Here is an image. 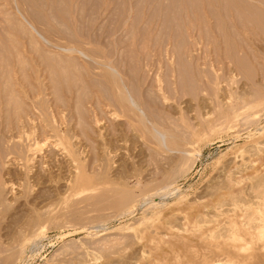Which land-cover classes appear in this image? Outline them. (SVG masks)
I'll use <instances>...</instances> for the list:
<instances>
[{
    "label": "rangeland",
    "instance_id": "obj_1",
    "mask_svg": "<svg viewBox=\"0 0 264 264\" xmlns=\"http://www.w3.org/2000/svg\"><path fill=\"white\" fill-rule=\"evenodd\" d=\"M217 1L0 0V264H262L264 12Z\"/></svg>",
    "mask_w": 264,
    "mask_h": 264
},
{
    "label": "bare ground",
    "instance_id": "obj_2",
    "mask_svg": "<svg viewBox=\"0 0 264 264\" xmlns=\"http://www.w3.org/2000/svg\"><path fill=\"white\" fill-rule=\"evenodd\" d=\"M17 1V0H16ZM194 1V0H193ZM196 1H200V2H198V4L196 3V2H192L193 4H190V3H188L189 2V0H188V2H187V0H140V4H141V10H142V12H154V10L156 9H158L159 11H160V9H161V11L163 10V11H165V10H168V11H183V12H189V10L191 9V10H193V7H195V10H196V8L198 7H200V9H202V10H204V11H207L208 10V8H211V9H216V8H218V7H222V5H221V2L222 1H220V3L217 1V0H196ZM232 1V0H231ZM239 1V3H240V0H238ZM238 1H234V3H236V6L239 4V3H237ZM244 1V0H243ZM245 1H249V4L251 5V4H253L254 6H250L249 5V9L250 10H252V8L254 9V10H257V9H262L263 10V12H264V0H245ZM8 2L9 1H7V4H8ZM11 3H12V1H10ZM14 2V1H13ZM251 2V3H250ZM17 3V2H16ZM15 3V4H16ZM21 3V2H20ZM195 3L197 4V7L195 6ZM246 4H247V2H245ZM6 4V3H5ZM243 4V2H241V6L239 5V10L241 11V9H242V7H243V9L245 10V6H243L242 5ZM246 4H244V5H246ZM11 5H13V4H11ZM17 5H18V3H17ZM248 5V4H247ZM210 6V7H209ZM213 7V8H212ZM236 7V8H237ZM247 7V6H246ZM197 8V9H198ZM235 8V9H236ZM199 9V10H200ZM242 9V10H243ZM249 9H247V10H249ZM22 10V9H21ZM155 10V11H156ZM157 10V11H158ZM210 10V9H209ZM208 10V11H209ZM238 10V11H239ZM156 11V12H157ZM236 11V10H235ZM237 11V12H238ZM242 12V11H241ZM240 12V13H241ZM250 12V11H249ZM248 12V13H249ZM252 12V11H251ZM147 13H145V14H147ZM239 13V12H238ZM242 13H244V12H242ZM245 13H246V10H245ZM262 14V13H261ZM247 15V14H246ZM249 15H250V13H249ZM249 17V16H248ZM28 18V17H27ZM247 21V20H246ZM249 22H250V20H249ZM252 23V22H251ZM250 24V23H249ZM252 25H254V24H252ZM121 97V96H120ZM123 101H124V99H123ZM168 134V133H167ZM161 135V134H160ZM170 136V135H169ZM172 136V135H171ZM170 136V137H171ZM161 139V138H160ZM162 139H164L163 138V136H162ZM162 139H161V141H162ZM186 159V158H185ZM174 186L170 183V184H164L163 186H162V188H159V191H160V195H161V197L160 198H162V197H166L167 195H170L172 192H171V190H172V188H173ZM173 191H174V189H173ZM177 191V190H176ZM175 191V192H176ZM175 192H173V193H175ZM157 193V192H156ZM133 194H134V192H133ZM158 194V193H157ZM159 195V196H160ZM134 196V195H133ZM136 196V195H135ZM157 196V195H156ZM132 198V193L131 194H126V195H124L123 194V197H121V199H119V202L117 203V205L119 206V204H121V203H123V202H126V201H128L129 199H131ZM131 201V200H130ZM129 201V202H130ZM162 200H159V201H157V202H155L154 200H152L151 202H147V205L149 204V203H151V204H153V205H158V203H160ZM123 206H124V204H123ZM116 207V206H115ZM128 212V211H127ZM129 213H131V212H129ZM129 213H127V214H129ZM257 219H260V222L259 223H257V224H252V223H250V225L247 227L246 226V224H244V223H242L243 224V226H246V227H244V228H246V229H248L246 232L253 238H251L252 240H254V243H256V242H259V243H257L258 245H260V246H263L262 248H264V245H262V244H264V243H262V242H264V218H257ZM257 219H255V220H257ZM263 221V222H262ZM144 222H146V220L144 221ZM252 222V221H251ZM253 222H254V220H253ZM140 223V222H139ZM143 223V222H142ZM255 223V222H254ZM144 224V223H143ZM235 224V223H234ZM241 224V223H240ZM242 224H241V226H242ZM252 224V225H251ZM140 225V224H139ZM242 228V227H241ZM241 228H238V229H241ZM243 230V229H242ZM245 230V229H244ZM233 233H235V235L233 234V237L235 238V239H238V240H246V238H245V233H239V232H237V231H233ZM255 239H257V240H255ZM32 240H36V239H32ZM260 241H262V242H260ZM262 243V244H261ZM36 245V244H35ZM259 246V247H260ZM263 250V249H262ZM260 251V250H259ZM264 253V252H263ZM264 255V254H263ZM262 255V256H263ZM255 257H257V255L255 256ZM263 258V257H262ZM264 259V258H263ZM260 260V262L263 264L264 263V260H262V259H259ZM247 262H249V261H247ZM209 264H215V263H209Z\"/></svg>",
    "mask_w": 264,
    "mask_h": 264
}]
</instances>
